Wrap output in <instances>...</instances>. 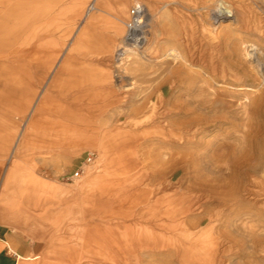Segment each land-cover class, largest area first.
<instances>
[{"label":"rangeland","instance_id":"374dc122","mask_svg":"<svg viewBox=\"0 0 264 264\" xmlns=\"http://www.w3.org/2000/svg\"><path fill=\"white\" fill-rule=\"evenodd\" d=\"M65 1L46 0L43 19L30 0L29 27H7L0 0V102L14 98L20 117L41 97L37 106L63 116L48 136L94 132L107 152L96 150L76 182L84 200L77 223L51 241L69 253L57 260L264 264V0H108L109 12L139 2L154 16L146 57H129L115 83L125 30L107 46L108 28H97L95 46L84 35L51 90L78 25L68 27ZM80 1L79 19L92 0ZM94 75L106 78L103 112L86 111Z\"/></svg>","mask_w":264,"mask_h":264},{"label":"crops","instance_id":"0c3cea01","mask_svg":"<svg viewBox=\"0 0 264 264\" xmlns=\"http://www.w3.org/2000/svg\"><path fill=\"white\" fill-rule=\"evenodd\" d=\"M8 1L7 27H29L32 8L30 0ZM80 2L66 0L61 4L63 9L71 10L67 20L68 27H74L76 23V28L88 27L87 40L83 45L89 47L94 44L93 36L95 37L97 28H108L111 35L108 36L106 45L111 44L112 38L120 33L121 24L127 19L131 6L127 13L117 10L110 11V16L98 13L96 19L89 23L85 12L79 19L85 5ZM107 2L108 0H100V8L103 9ZM38 4L39 17L45 19L46 0H38ZM113 15L123 19L122 23L113 19ZM76 34L72 43L76 40ZM91 54V51L87 53ZM75 55L78 54L73 53L70 58ZM61 60L57 63L55 76L52 74L49 77L48 83L55 81L51 90L60 82ZM88 82L86 111L103 112L102 96L106 78L94 75ZM10 96L13 97V93ZM33 103L25 105V114L20 118L15 114L14 98L0 102V264H61L62 259L57 260V257L69 253H65L62 246L53 245L51 241L63 240L64 230L67 231L69 225L77 223L79 201L84 200L82 195L79 197V190L84 184L65 183L61 178L69 175L81 156L88 151L97 150L103 159L107 158V152L102 146L104 141L96 137L94 132L85 133L77 129V135L74 133L70 141L48 136V130L63 126V116L49 115L47 103L38 106L36 103L32 107ZM50 121H57L58 124L52 125ZM24 122V131L17 137Z\"/></svg>","mask_w":264,"mask_h":264},{"label":"built area","instance_id":"2783aa9c","mask_svg":"<svg viewBox=\"0 0 264 264\" xmlns=\"http://www.w3.org/2000/svg\"><path fill=\"white\" fill-rule=\"evenodd\" d=\"M94 11V0L86 7L85 13ZM153 15L148 11L145 5L136 2L128 10V17L123 21L124 35L119 41L112 58V79L115 83L122 80V70L131 56L142 57L144 48L148 44L149 29L153 22ZM144 56L143 58H145ZM96 154L88 151L84 154L75 166L74 170L61 178L65 183L79 181L88 173V167L94 163Z\"/></svg>","mask_w":264,"mask_h":264},{"label":"bare ground","instance_id":"6f19581e","mask_svg":"<svg viewBox=\"0 0 264 264\" xmlns=\"http://www.w3.org/2000/svg\"><path fill=\"white\" fill-rule=\"evenodd\" d=\"M99 3H100V0H94V11L93 12H89V13H85V15H88V18H87V21L90 23L91 21L93 22V20L94 19H96L95 17H96V15L98 14V13H102V14H105V15H107V16H110V15H108V14H110V12L107 10V6H105L103 9H101L100 8V6H99ZM90 14V15H89ZM113 19H115L116 21H118L119 23H122V21L120 20V18L119 17H117V16H114L113 15V17H112ZM91 22V23H92ZM96 22V21H95ZM87 28L88 27H77L76 29H77V34H76V36L78 37H76V40H75V42L74 43H72L70 46H69V48L67 49V50H65L66 51V55H67V59L68 58H70V56L73 54V53H75V54H80V52H81V47H80V43L82 42V41H80L81 39H83V36L84 35H86L87 34ZM151 29H152V27H150V29H149V34H148V40L150 39V35H151ZM76 33V32H75ZM75 37V36H74ZM86 40V39H85ZM84 41V40H83ZM148 43H149V41H148ZM85 47V46H84ZM90 48V47H89ZM83 49V48H82ZM87 49V48H86ZM144 55L142 56V58L145 56V54H146V52L148 51V44H147V46L144 48ZM83 53V52H82ZM234 55V54H233ZM62 56V55H61ZM175 56V55H174ZM176 57H178V56H176ZM63 58V57H62ZM146 60V59H145ZM60 61V60H59ZM67 61L68 60H65V62H64V64L59 68V71H62L63 70V68H64V66L67 64ZM58 62V61H57ZM242 63V62H241ZM239 64V63H238ZM242 65V64H241ZM57 66V65H56ZM238 67V66H237ZM57 68V69H58ZM55 71H56V67L54 68V71L51 73V75L53 74L54 75V73H55ZM60 75V74H59ZM55 76V75H54ZM59 78V77H58ZM56 79V78H55ZM54 80H52V84H50V88H53L54 87ZM201 83L202 82H204V84L206 83V80L205 81H200ZM196 83V82H195ZM203 84V83H202ZM201 84V85H202ZM45 85H46V83H45ZM48 85V84H47ZM55 85H56V83H55ZM58 85V84H57ZM209 85V84H208ZM190 89V88H189ZM198 90H199V88H198ZM42 91V90H41ZM48 92H50V91H48ZM40 98L41 97H39V99L36 101V103H38V101L40 100ZM210 98V97H209ZM214 102V101H213ZM35 103V104H36ZM206 106V105H205ZM188 107V106H187ZM187 111V110H186ZM200 111V110H199ZM194 113V112H193ZM19 137H20V135H19ZM76 182V181H75Z\"/></svg>","mask_w":264,"mask_h":264}]
</instances>
